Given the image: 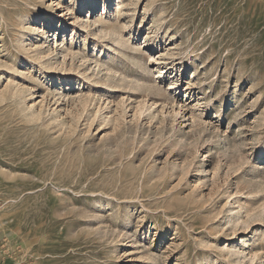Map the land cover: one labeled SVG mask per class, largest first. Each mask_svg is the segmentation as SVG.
<instances>
[{
	"label": "rangeland",
	"instance_id": "1",
	"mask_svg": "<svg viewBox=\"0 0 264 264\" xmlns=\"http://www.w3.org/2000/svg\"><path fill=\"white\" fill-rule=\"evenodd\" d=\"M0 264H264V0H0Z\"/></svg>",
	"mask_w": 264,
	"mask_h": 264
},
{
	"label": "bare ground",
	"instance_id": "2",
	"mask_svg": "<svg viewBox=\"0 0 264 264\" xmlns=\"http://www.w3.org/2000/svg\"><path fill=\"white\" fill-rule=\"evenodd\" d=\"M93 6H94V5L92 4V5H91V8H92ZM91 8H90V9H91ZM38 46H39V45H37V47H38ZM35 47H36V46H35ZM37 50H38V49H37ZM40 51H41V49H40ZM37 53L40 54L41 52H37ZM37 53H36V54H37ZM38 54H37V55H38ZM41 55H42V54H41ZM1 100H2V99H1Z\"/></svg>",
	"mask_w": 264,
	"mask_h": 264
}]
</instances>
